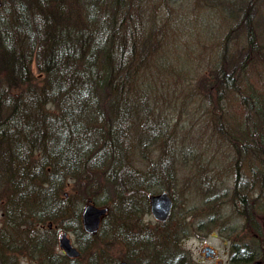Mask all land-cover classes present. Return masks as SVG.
I'll list each match as a JSON object with an SVG mask.
<instances>
[{
	"label": "trees",
	"instance_id": "trees-1",
	"mask_svg": "<svg viewBox=\"0 0 264 264\" xmlns=\"http://www.w3.org/2000/svg\"><path fill=\"white\" fill-rule=\"evenodd\" d=\"M253 1L232 4L242 9L245 47L234 54L228 45L214 48V58L206 66V81L212 83L206 88L216 84L218 98L229 91L242 106L239 118L218 128L237 158L254 155L251 177L255 175L257 199L259 194L264 197V44L253 30ZM156 6L155 0H2L0 187L7 179L9 187L0 200L11 206L10 217L20 218L28 211L52 218L55 208L50 205L60 199L56 191L78 178L88 184L83 200L103 205V199L88 195L93 173L112 182L128 162L130 141L163 139L162 119L153 121L150 105L153 90L174 72L166 59L172 44L163 40L175 16L158 12ZM230 38L235 37L229 34L224 42ZM253 58L257 62L252 65ZM251 66L253 82L247 72ZM164 154L163 167L169 159ZM147 187L153 193L167 185ZM253 196L241 193L235 203L244 205ZM258 246L254 257L262 262L263 246ZM231 257L233 263L248 261L242 255Z\"/></svg>",
	"mask_w": 264,
	"mask_h": 264
},
{
	"label": "rangeland",
	"instance_id": "rangeland-1",
	"mask_svg": "<svg viewBox=\"0 0 264 264\" xmlns=\"http://www.w3.org/2000/svg\"><path fill=\"white\" fill-rule=\"evenodd\" d=\"M155 1L158 12L175 16L163 40L172 44L166 59L174 72L161 76L164 84L153 90L150 105L156 116L153 121L162 119L166 134L163 139L152 136L144 144L142 137L130 141L128 162L110 178L112 182L93 173L88 195L103 199L102 206L107 207L94 234L84 235L81 229V209L92 200H83L88 184L80 178L56 191L64 200L52 202L51 209H56L55 204L62 207L52 210L49 219L45 212L40 216L28 211L13 219L8 214L11 206L0 200V264H119L122 260L128 264H252L231 261L234 243L250 248L252 255L260 251L258 245L263 246L264 254V197L253 196L257 189L255 175L251 177L254 155L248 152L237 158L218 128L221 125L223 130L222 126L239 118L242 106L229 91L218 98L216 84L206 88L212 83L206 81V66L214 58V48L228 45L234 54L245 47L242 9L232 5L237 6L239 0ZM253 5V30L264 44V0H254ZM229 34L235 38L224 42ZM185 36L187 40H181ZM247 72L253 82V67ZM163 144L170 150L162 149ZM163 151V157L169 158L163 161L164 167L160 162ZM151 183L167 185L172 209L165 221L149 212L146 200ZM8 184L7 179L0 187L1 197L6 196ZM241 193L253 196L252 201L236 204ZM63 231L76 246L80 243L78 258L61 255L58 235ZM206 245L215 250L213 258L203 253Z\"/></svg>",
	"mask_w": 264,
	"mask_h": 264
},
{
	"label": "water",
	"instance_id": "water-1",
	"mask_svg": "<svg viewBox=\"0 0 264 264\" xmlns=\"http://www.w3.org/2000/svg\"><path fill=\"white\" fill-rule=\"evenodd\" d=\"M1 5V0H0ZM149 210L152 216L159 220L164 221L168 218L172 208V199L167 191H160L157 193H151L148 195ZM107 212L106 206H97L88 201L82 209V221L85 230L94 233L98 227L99 221L102 216ZM59 247L69 256H76L78 250L70 242L66 232H62L58 237ZM212 250L207 248L205 255H209ZM121 264H127L122 261Z\"/></svg>",
	"mask_w": 264,
	"mask_h": 264
},
{
	"label": "flooded vegetation",
	"instance_id": "flooded-vegetation-1",
	"mask_svg": "<svg viewBox=\"0 0 264 264\" xmlns=\"http://www.w3.org/2000/svg\"><path fill=\"white\" fill-rule=\"evenodd\" d=\"M82 219V218H81ZM82 223V222H81ZM81 229L83 230L82 232H83V234L84 235H90L91 233H88V232H86L84 229V226H83V223H82V225H81ZM96 233V232H95ZM80 242L81 243H83V240H82V238H80ZM73 243V242H72ZM41 245H42V243H40ZM74 244V243H73ZM236 246H235V248L233 249V256H236V257H238L239 255H242L243 257H247L248 259H249V261H250V259H252L250 262H252V264H255L256 262L258 263V264H262L261 262H260V260L259 259H255L254 258V255H252V253H251V250H250V248H247V249H243V248H241L239 245V243H234ZM75 245V244H74ZM75 247L77 248V250H78V254L76 255V256H74V257H71V258H78L79 257V255L81 254V245H80V243H77V246L75 245ZM205 247H207V245L205 246ZM210 247V246H209ZM42 248V247H41ZM42 251H43V249H41ZM45 250V249H44ZM202 251H203V253H204V249H202ZM60 253H61V255L62 256H66V257H69V256H67L61 249H60ZM27 255V254H26ZM215 256V250L213 249V252L210 254V255H208L207 256V258H213ZM25 258H27V257H25ZM254 258V259H253ZM236 259H238V258H236ZM125 261V260H124ZM121 262L122 261H119V264H121ZM126 263H127V261H125ZM249 263V262H248ZM128 264V263H127Z\"/></svg>",
	"mask_w": 264,
	"mask_h": 264
},
{
	"label": "bare ground",
	"instance_id": "bare-ground-1",
	"mask_svg": "<svg viewBox=\"0 0 264 264\" xmlns=\"http://www.w3.org/2000/svg\"><path fill=\"white\" fill-rule=\"evenodd\" d=\"M33 248H34V247H33ZM34 249H35V248H34ZM38 249H40V248H38ZM253 255H255V254H253ZM254 258H255V257H254ZM254 258H253V259H254ZM247 259H248V258H247ZM251 260H252V259H250V261H251ZM245 261H246V262H250L249 259H248V261H247V260H245Z\"/></svg>",
	"mask_w": 264,
	"mask_h": 264
}]
</instances>
